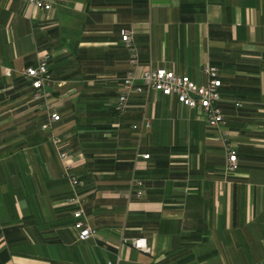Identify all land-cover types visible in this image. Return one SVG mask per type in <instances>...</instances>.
<instances>
[{
  "label": "crops",
  "instance_id": "crops-1",
  "mask_svg": "<svg viewBox=\"0 0 264 264\" xmlns=\"http://www.w3.org/2000/svg\"><path fill=\"white\" fill-rule=\"evenodd\" d=\"M52 1L48 12L0 0V61L12 69L0 66V264H264V0ZM125 27L141 65L199 84L207 63L219 68L236 171L225 169L218 131L174 96L134 94L126 114L115 112L129 69ZM43 54L62 116L52 130L67 140L80 188L64 176L42 129L44 101L22 74ZM75 191L96 230L83 240L64 203Z\"/></svg>",
  "mask_w": 264,
  "mask_h": 264
},
{
  "label": "built area",
  "instance_id": "built-area-1",
  "mask_svg": "<svg viewBox=\"0 0 264 264\" xmlns=\"http://www.w3.org/2000/svg\"><path fill=\"white\" fill-rule=\"evenodd\" d=\"M29 3L33 9H44L48 12L52 10V0H24ZM122 40L129 51V69L127 73L120 78V89L114 105L115 111L124 115L131 107L130 98L134 94H143L146 97L151 92H159L167 96H174L182 105L198 110L199 117L206 122L207 126L216 129L221 139L225 142L227 153L226 171L234 172L239 168V159L235 142L231 139L232 132L227 127L225 113L220 106L221 92L220 88L223 81L219 76V68L207 63L203 70L207 76L206 84H199L189 75L177 73L174 69L164 66L141 65L137 44L134 40V30L132 28L121 29ZM0 66L6 76L12 75V69ZM22 74L31 81L35 89L33 98L43 100L41 107L47 112L49 119L42 124V129L49 130L48 138L58 151V156L63 167V174L67 177L74 188H80L84 185V180L75 170L76 162L71 151L64 147L67 142L65 136L54 132L52 129L56 122L62 119L60 112L55 110L56 103L51 102L47 87L54 81V77L49 69L48 56L43 54L39 57L37 64L27 66L22 69ZM236 105H241L237 102ZM137 129L138 124H133ZM140 155V154H139ZM141 156L149 158V153H141ZM132 192L141 197L144 194L142 181L133 178ZM66 205L74 206L73 215L75 221L73 227L77 231L78 239H87L94 236L96 230L92 228L84 212V196L75 191V193L64 200ZM127 241V238H124ZM132 244L136 247L151 251L145 238H133ZM120 257V256H118ZM13 264V263H9ZM107 264H114L108 260Z\"/></svg>",
  "mask_w": 264,
  "mask_h": 264
},
{
  "label": "trees",
  "instance_id": "trees-1",
  "mask_svg": "<svg viewBox=\"0 0 264 264\" xmlns=\"http://www.w3.org/2000/svg\"><path fill=\"white\" fill-rule=\"evenodd\" d=\"M116 112V111H115ZM117 113V112H116Z\"/></svg>",
  "mask_w": 264,
  "mask_h": 264
}]
</instances>
